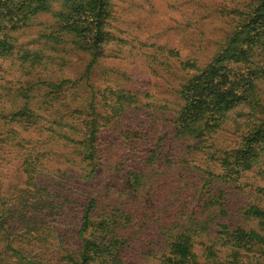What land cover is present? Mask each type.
Segmentation results:
<instances>
[{"label": "trees", "instance_id": "obj_1", "mask_svg": "<svg viewBox=\"0 0 264 264\" xmlns=\"http://www.w3.org/2000/svg\"><path fill=\"white\" fill-rule=\"evenodd\" d=\"M228 2L160 95L93 79L112 0H0V67L49 13L45 38L88 57L77 78L20 58L38 77L0 113V167L11 153L22 179L0 184V264H264V0ZM70 174L82 184L58 186Z\"/></svg>", "mask_w": 264, "mask_h": 264}, {"label": "rangeland", "instance_id": "obj_2", "mask_svg": "<svg viewBox=\"0 0 264 264\" xmlns=\"http://www.w3.org/2000/svg\"><path fill=\"white\" fill-rule=\"evenodd\" d=\"M228 1L112 0V12L108 23L109 31L116 39L108 47V50H111L107 53L108 57L95 66L93 79L102 82L104 75L109 76L108 79L125 75L135 83L134 89L143 87L152 94L165 93V90L169 89L167 73L171 72L172 69L169 68L176 62L175 56L180 59L186 58L191 55V51L199 49L201 42L210 39L211 33L215 32L214 27L211 29L210 23H215L218 17L221 18L220 13ZM59 8V2H56L51 10L57 11ZM51 17V13L43 14L34 19L30 28L12 33L16 46L11 55L1 60L0 113H10L11 109L21 105L23 103L21 88L27 89L26 84L35 81L38 76L77 78L84 72L88 63L85 54L70 45L45 38L55 29L54 25H51L54 22ZM202 21L208 24L207 29L205 27V37L200 34ZM190 33L195 35L191 37ZM112 50L118 52L115 51L117 53L114 54ZM24 51L34 52L32 53L34 56L42 52L53 60L45 59L43 65L35 66L38 76L30 75L26 71L30 70V66L20 59L27 55H24ZM42 92L43 90L36 88L34 95H40ZM8 158L10 159L2 162L3 165L0 167L2 190L12 188L22 180L11 153ZM102 179L103 174L86 184L83 187L86 193L97 190ZM55 181L59 183L58 186L67 190L72 189L74 185L82 184L74 174L63 179L57 176ZM54 189L60 191L56 187Z\"/></svg>", "mask_w": 264, "mask_h": 264}]
</instances>
